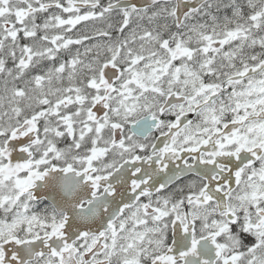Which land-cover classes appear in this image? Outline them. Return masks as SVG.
<instances>
[{
  "label": "snow or ice",
  "instance_id": "snow-or-ice-1",
  "mask_svg": "<svg viewBox=\"0 0 264 264\" xmlns=\"http://www.w3.org/2000/svg\"><path fill=\"white\" fill-rule=\"evenodd\" d=\"M0 264H264V0H0Z\"/></svg>",
  "mask_w": 264,
  "mask_h": 264
}]
</instances>
